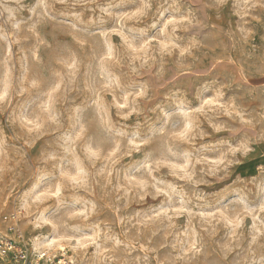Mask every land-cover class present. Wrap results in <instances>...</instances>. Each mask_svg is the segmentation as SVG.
<instances>
[{
  "label": "rangeland",
  "instance_id": "374dc122",
  "mask_svg": "<svg viewBox=\"0 0 264 264\" xmlns=\"http://www.w3.org/2000/svg\"><path fill=\"white\" fill-rule=\"evenodd\" d=\"M15 210L27 264H264V0H0Z\"/></svg>",
  "mask_w": 264,
  "mask_h": 264
},
{
  "label": "built area",
  "instance_id": "2783aa9c",
  "mask_svg": "<svg viewBox=\"0 0 264 264\" xmlns=\"http://www.w3.org/2000/svg\"><path fill=\"white\" fill-rule=\"evenodd\" d=\"M19 218V210L9 213L4 219L5 227L0 228V264L28 263V248L24 234L19 227ZM47 256L43 253L37 257V260L40 261Z\"/></svg>",
  "mask_w": 264,
  "mask_h": 264
}]
</instances>
